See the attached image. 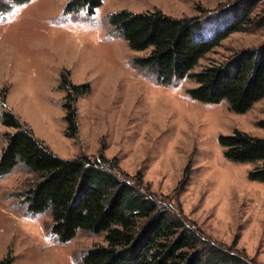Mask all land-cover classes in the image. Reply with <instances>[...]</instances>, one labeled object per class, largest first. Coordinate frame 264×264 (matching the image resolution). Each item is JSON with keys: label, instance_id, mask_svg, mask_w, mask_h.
Instances as JSON below:
<instances>
[{"label": "rangeland", "instance_id": "rangeland-1", "mask_svg": "<svg viewBox=\"0 0 264 264\" xmlns=\"http://www.w3.org/2000/svg\"><path fill=\"white\" fill-rule=\"evenodd\" d=\"M73 0H0V161L8 134L2 115L25 123L60 158L117 160L125 179L145 185L170 210L203 233L264 264V184L251 181L252 164L225 156L222 136L235 131L264 139V99L244 115L228 104H204L187 91L191 79L162 85L155 72L137 66L150 51H133L110 24L113 15L162 11L198 19V39H214L234 23V12L253 7L242 32L226 38L195 72L226 63L264 45V0H103L91 15L70 12ZM249 8V7H248ZM68 73L88 91L77 102L78 135L67 136ZM36 181L23 165L0 172V263L83 264L104 235L80 231L61 243L50 214H31L25 194Z\"/></svg>", "mask_w": 264, "mask_h": 264}, {"label": "trees", "instance_id": "trees-1", "mask_svg": "<svg viewBox=\"0 0 264 264\" xmlns=\"http://www.w3.org/2000/svg\"><path fill=\"white\" fill-rule=\"evenodd\" d=\"M13 1L24 5L31 0ZM102 4L103 0H73L68 8L70 12L87 8L93 15ZM248 7L236 10L225 33L208 41L197 38L202 26L198 19H178L160 10L122 11L111 17L110 24L133 51H150L136 64L155 72L162 85L192 79L196 87L187 91L190 97L204 104L225 102L230 111L244 115L264 99V45L237 53L226 63L195 70L226 38L243 31L253 11ZM62 80L66 133L75 138L76 105L88 87L74 85L68 73ZM2 117L4 125L16 132L7 136L0 172L10 174L23 165L36 176L25 194L31 214L49 213L61 243L70 242L80 231L104 235L105 244L91 247L83 264H258L245 251L212 240L196 223L173 213L143 177L123 178L117 160L105 155L62 159L14 114ZM259 126L264 129V121ZM220 144L228 160L254 165L249 179L264 184V139L235 131L222 136Z\"/></svg>", "mask_w": 264, "mask_h": 264}]
</instances>
